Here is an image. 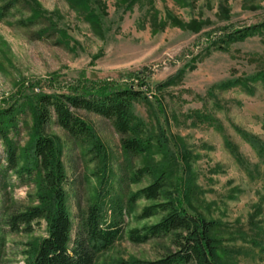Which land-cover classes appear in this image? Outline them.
<instances>
[{"label":"rangeland","instance_id":"374dc122","mask_svg":"<svg viewBox=\"0 0 264 264\" xmlns=\"http://www.w3.org/2000/svg\"><path fill=\"white\" fill-rule=\"evenodd\" d=\"M28 1L41 15L37 25H18L32 16L28 9L0 18V103L40 92L67 94L83 80L136 89L144 82L148 100L136 102L133 111L149 134L167 140L161 150L155 146L131 159L110 121L77 112L104 146L103 187L127 200L151 182L131 184L132 171L146 164L165 171L168 187L217 224L219 261L264 264L262 246L253 243H264V159L249 139L264 143V29L223 42L236 30L264 25V0H100L94 24L67 0ZM32 127L31 118L19 117L11 137L20 149ZM44 133L61 149L76 225L78 210L96 200L101 166L54 120ZM0 163L6 167L1 143ZM97 172L102 177H94ZM36 194L32 181L0 172V264H25L33 246L47 237L45 221L34 224L31 234L10 233L4 225L11 212L37 206ZM147 205L140 201L126 214L122 237L96 264L156 261L174 251L170 239L138 245L128 240L130 230L158 222L137 220Z\"/></svg>","mask_w":264,"mask_h":264},{"label":"trees","instance_id":"16d2710c","mask_svg":"<svg viewBox=\"0 0 264 264\" xmlns=\"http://www.w3.org/2000/svg\"><path fill=\"white\" fill-rule=\"evenodd\" d=\"M67 1L83 10L90 23L100 21L97 13L102 7L100 0ZM0 3L1 19L7 18L16 9L32 11L30 18L18 22L21 27L37 25L42 19L28 0H0ZM260 29H264V25L236 30L228 34L223 42L243 41ZM145 85L141 82L136 89L134 86L121 87L108 82L83 80L72 85L67 94L40 92L17 97L11 103H0V143L6 159L5 168L0 163V172L11 171L21 180L32 181L37 187L38 201L37 206L11 212L5 217L4 225L10 233L31 234L34 224L45 221L48 229L47 237L33 246L25 264H96L98 256L122 237L123 218L131 214L140 201L149 205L142 209L137 220L156 217L159 220L155 224L130 230L128 240L138 245L150 240L170 239L174 251L156 261L134 260L119 264H223L218 259L222 251L221 238L213 233L217 224L202 217L179 191L168 187L165 171L158 172L148 164L132 171L129 176L131 184H140L145 178H150L151 182L131 193L127 200L118 195L111 196L103 187V173L107 168L104 146L77 112L85 111L110 121L120 136L121 148L127 157L137 159L147 156L155 146L160 150L165 147L167 140L149 134L145 123L133 111L136 102L145 103L148 100L143 91ZM167 85L169 82L164 86ZM22 115L31 118L33 127L27 145L20 149L11 134L18 132V119ZM52 120L76 146L85 150L91 162H96L102 169L103 178H98L100 190L96 200L86 210H78L76 225L68 206L65 190L67 175L61 149L54 138L44 133ZM244 137L248 136L244 134ZM249 139L264 159V143L255 137ZM102 174L93 175L102 177ZM253 243L262 246L264 251L262 241L254 239Z\"/></svg>","mask_w":264,"mask_h":264}]
</instances>
